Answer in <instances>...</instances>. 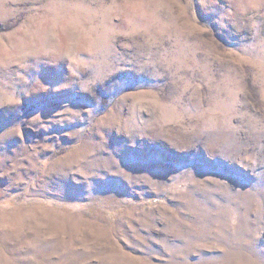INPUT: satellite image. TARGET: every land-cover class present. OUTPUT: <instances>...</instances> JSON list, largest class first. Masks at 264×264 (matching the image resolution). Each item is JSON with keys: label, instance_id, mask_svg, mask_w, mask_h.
Here are the masks:
<instances>
[{"label": "rangeland", "instance_id": "374dc122", "mask_svg": "<svg viewBox=\"0 0 264 264\" xmlns=\"http://www.w3.org/2000/svg\"><path fill=\"white\" fill-rule=\"evenodd\" d=\"M0 264H264V0H0Z\"/></svg>", "mask_w": 264, "mask_h": 264}]
</instances>
